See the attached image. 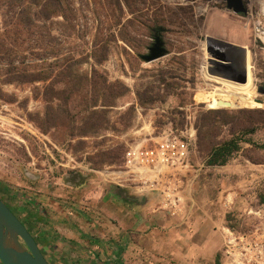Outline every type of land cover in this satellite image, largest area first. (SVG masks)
I'll list each match as a JSON object with an SVG mask.
<instances>
[{"label": "rangeland", "instance_id": "rangeland-1", "mask_svg": "<svg viewBox=\"0 0 264 264\" xmlns=\"http://www.w3.org/2000/svg\"><path fill=\"white\" fill-rule=\"evenodd\" d=\"M245 2L248 14L237 17L222 0H0V43L17 52L12 61L0 54V198L35 240L59 212L68 209L84 220L99 211L89 203L93 196L105 195L112 212L128 205L124 199L142 198L151 202V213L188 218L189 230L215 231L230 253L211 255L214 264H264V0ZM221 21L227 40L248 51L245 85L217 67L238 57L214 43ZM234 27L239 39L230 37ZM17 28L16 40L5 32ZM156 33L167 54L147 63L141 56ZM69 61H77L75 72H96L129 89L115 107L88 102L110 122L98 134H77L90 127L85 91L69 105L76 117L69 138L63 125L43 130L47 82L4 81L11 62L43 67ZM162 78L175 89L167 92ZM152 92L157 100L142 106L139 96ZM252 125L258 126L254 144L242 142L225 166H206L212 145ZM174 140L171 165L161 150ZM118 145L123 163L100 165L97 153ZM41 204L49 212L44 222L35 214Z\"/></svg>", "mask_w": 264, "mask_h": 264}, {"label": "crops", "instance_id": "crops-1", "mask_svg": "<svg viewBox=\"0 0 264 264\" xmlns=\"http://www.w3.org/2000/svg\"><path fill=\"white\" fill-rule=\"evenodd\" d=\"M220 23L221 28L214 29L215 36H219L215 42L244 51L246 49L244 45L227 40V25L223 21ZM240 33L241 30L234 27L230 37L239 39ZM124 200L128 205H117L112 212L108 210L109 202L105 195L103 198L101 195L93 196L89 203L99 211H93V214L84 220L68 209L51 216L52 225L45 224L47 228L45 226L38 231L39 239H36L48 262L50 264H214L215 259H212L211 255L224 253L223 255L228 257L230 250L225 251L227 254L224 252V242L216 237L215 231L204 234L195 228L189 230L186 228V224L190 223L188 218L186 222L172 217L171 214L157 213L156 210H153L155 213H151L149 210L151 202L147 199ZM41 206L35 214L45 221L49 212L45 209V204ZM24 213L28 218L27 221L32 222L34 218L29 216V211L26 210ZM108 220H111V231ZM112 227L114 229H111ZM222 259L220 261H223Z\"/></svg>", "mask_w": 264, "mask_h": 264}, {"label": "trees", "instance_id": "trees-1", "mask_svg": "<svg viewBox=\"0 0 264 264\" xmlns=\"http://www.w3.org/2000/svg\"><path fill=\"white\" fill-rule=\"evenodd\" d=\"M17 30L18 28L13 31L11 29H7L5 32L8 36H11L12 39L14 38V40H16L20 35V32ZM0 54L11 59L10 61L17 57V52L14 47H10L4 42L0 43ZM75 64H77V61L76 63L69 61L61 65L50 64L48 66L40 67L38 64L33 65L22 63L21 67H19L18 65H15L14 62H11L8 66L7 76L4 80L5 83L21 82L25 84H32L36 82H47L42 95V99L46 106L45 115L43 117L45 122V125L43 124V130L45 132L47 131V127L58 128L63 125L66 127L65 134L67 137L72 138L75 136L76 129L74 127V122L76 117L71 115L69 105L71 104L74 96L84 95L83 92L85 91L86 105L84 107V111H89V113L84 119L85 126L89 125L90 127H87L85 130H80V133L77 134H80V136L98 134L99 131L104 128L105 124H109L110 122L108 119H105V114H103L104 111L92 110L88 106V102L96 104L101 101L104 106L115 107L117 100L124 96L127 91L129 92V89L122 82H109L106 77L101 76L96 72H94L90 77L88 74L75 72ZM161 81L165 88H167V92L175 89V84L168 82L166 78H162ZM156 96L157 94L155 95V92H152L151 94H144L143 96H139V102L142 106L148 103H153L157 100ZM261 114L264 116V110L261 111ZM129 125L130 123L126 126L129 127ZM207 125H205V127ZM44 126L46 128H44ZM212 127L213 124L210 125V129ZM257 129L258 126H248L247 129L239 130L238 135H231L229 138L223 139L220 143L212 145L211 149L208 151L206 166H225L240 150L242 142L254 144L251 136ZM123 147V145H118L114 148L101 151L99 154L97 153L96 157L100 158L99 164L121 165L123 163L121 155L123 153ZM10 209L12 210V208ZM26 227L31 233L28 226Z\"/></svg>", "mask_w": 264, "mask_h": 264}, {"label": "water", "instance_id": "water-1", "mask_svg": "<svg viewBox=\"0 0 264 264\" xmlns=\"http://www.w3.org/2000/svg\"><path fill=\"white\" fill-rule=\"evenodd\" d=\"M228 9L236 14H246L247 8L244 0H223ZM209 39H207V42ZM244 51L247 52L245 49ZM167 50L159 35L155 37L153 45L147 55L141 56L143 61L149 63L164 57ZM232 80V78H229ZM243 85L248 82L247 62L242 64V78L234 80ZM259 93L264 94L263 89ZM231 106V105H229ZM0 261L2 264H50L43 255L35 238L24 223L0 198Z\"/></svg>", "mask_w": 264, "mask_h": 264}, {"label": "flooded vegetation", "instance_id": "flooded-vegetation-1", "mask_svg": "<svg viewBox=\"0 0 264 264\" xmlns=\"http://www.w3.org/2000/svg\"><path fill=\"white\" fill-rule=\"evenodd\" d=\"M208 1H210V0H208ZM223 4H224L223 5L224 9H226L229 13L234 14L237 17H242V16L245 17L248 14V11H247L246 14L245 13L244 14H236L232 10L227 8L225 1H223ZM245 4H246V8H247V3L245 2ZM157 35L160 36V34H157V33L154 36L156 37ZM214 43L216 45H219V47L223 49V52L226 53L227 56L229 55L228 54V50H232V52H234L235 54L238 55V57H236L237 58V62H233V60H231L232 61L231 64H227V66H224V67L221 66V65H217L219 70L223 74H226V75H228V77L232 78L233 81L242 78V64H244V62H247L248 51L247 52L246 51H238L237 49H233L232 47L227 46L225 44H222V43H219V42L218 43L214 42ZM225 59L228 60V58H225ZM232 65H234V66H232ZM237 66H241V67H237Z\"/></svg>", "mask_w": 264, "mask_h": 264}, {"label": "built area", "instance_id": "built-area-1", "mask_svg": "<svg viewBox=\"0 0 264 264\" xmlns=\"http://www.w3.org/2000/svg\"><path fill=\"white\" fill-rule=\"evenodd\" d=\"M174 142L176 141L175 140L173 142L169 141L167 142V144H163L162 145L163 150H161V153L163 154V157L161 158L162 161L167 164L170 163L171 165H174L176 163L173 158L178 153V150H177L178 146H176L177 143H174ZM175 149H176V152H175ZM166 153H168L167 157H165Z\"/></svg>", "mask_w": 264, "mask_h": 264}, {"label": "bare ground", "instance_id": "bare-ground-1", "mask_svg": "<svg viewBox=\"0 0 264 264\" xmlns=\"http://www.w3.org/2000/svg\"><path fill=\"white\" fill-rule=\"evenodd\" d=\"M264 7V6H263ZM259 28V27H258ZM260 35V34H259ZM260 39V38H259ZM262 39V38H261Z\"/></svg>", "mask_w": 264, "mask_h": 264}]
</instances>
